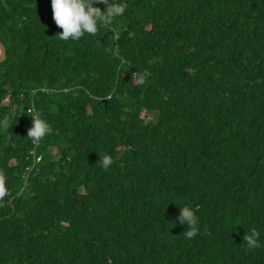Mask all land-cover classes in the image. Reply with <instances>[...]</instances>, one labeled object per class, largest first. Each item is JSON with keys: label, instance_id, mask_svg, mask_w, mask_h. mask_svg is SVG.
<instances>
[{"label": "clouds", "instance_id": "9594fccd", "mask_svg": "<svg viewBox=\"0 0 264 264\" xmlns=\"http://www.w3.org/2000/svg\"><path fill=\"white\" fill-rule=\"evenodd\" d=\"M52 19L60 32L55 35L62 41H79L85 34L97 36L101 24L110 25L115 17L122 16L127 10V3L121 0H51ZM106 5L105 9L96 6ZM45 27H47L45 25ZM151 73L145 72L140 75L141 84L146 82ZM27 115L31 117V126L27 130V138L34 146L54 132L53 125L46 119L43 112L32 105L26 109ZM11 125L6 124L5 127ZM104 170H108L116 161L109 154L100 156L98 160ZM8 177L3 169H0V202L12 193L6 187ZM198 209L185 205H179L178 221L186 225L183 235L187 239H194L201 231V225L197 216ZM206 231V229H205ZM259 232L255 227L243 235L244 245L247 250L261 247Z\"/></svg>", "mask_w": 264, "mask_h": 264}]
</instances>
